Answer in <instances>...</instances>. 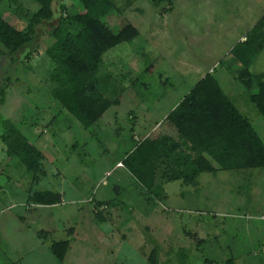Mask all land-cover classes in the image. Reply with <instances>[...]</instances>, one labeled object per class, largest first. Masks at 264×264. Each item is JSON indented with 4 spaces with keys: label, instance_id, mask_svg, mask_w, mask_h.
<instances>
[{
    "label": "rangeland",
    "instance_id": "374dc122",
    "mask_svg": "<svg viewBox=\"0 0 264 264\" xmlns=\"http://www.w3.org/2000/svg\"><path fill=\"white\" fill-rule=\"evenodd\" d=\"M60 3L72 10L70 0H57L54 19L16 53L0 45V119L14 122L44 156V176L31 183L0 141V264H264V168L201 174L193 188L168 183L159 165L148 192L121 163L143 139H177L164 119L207 73L264 143V120L234 79L239 65L229 54L264 16V0H114L104 24L112 32L130 24L139 34L103 55L98 88L117 104L88 130L50 94L44 50ZM36 8L0 0V16L17 29L26 24L18 11ZM249 71L264 74V48ZM44 190L61 202H27ZM61 241L69 246L60 262L50 246Z\"/></svg>",
    "mask_w": 264,
    "mask_h": 264
},
{
    "label": "trees",
    "instance_id": "16d2710c",
    "mask_svg": "<svg viewBox=\"0 0 264 264\" xmlns=\"http://www.w3.org/2000/svg\"><path fill=\"white\" fill-rule=\"evenodd\" d=\"M30 1L36 9L18 11L26 23L23 29H17L0 16V45L9 55L32 40L38 25L55 17L57 0ZM70 1L72 10L60 3L57 24L48 32L52 44L44 51L52 64L49 74L54 85L50 92L52 98L88 130L117 104L106 100L98 88L96 74L103 55L117 45L133 41L139 33L130 24L116 32L104 24L102 19L115 10L114 0ZM263 48L264 16L229 54L232 62L239 65L234 79L250 93L249 101L264 120V74L255 75L249 71ZM252 90L255 92L251 93ZM5 97L6 88H2L0 105H4ZM164 121L174 129L177 139L159 134L143 139L133 145L121 162L148 192L155 188L159 165L168 183L181 181L193 188L198 187L201 174L264 168V143L210 73L193 85ZM0 141L6 158L17 159L29 174L31 183L44 176L42 152L8 118L0 119ZM30 194L27 202L36 205L53 206L61 202L58 192L44 190ZM97 219L104 222L101 216ZM68 246V241H61L52 243L50 249L61 262ZM225 264H235V260L229 258Z\"/></svg>",
    "mask_w": 264,
    "mask_h": 264
},
{
    "label": "crops",
    "instance_id": "0c3cea01",
    "mask_svg": "<svg viewBox=\"0 0 264 264\" xmlns=\"http://www.w3.org/2000/svg\"><path fill=\"white\" fill-rule=\"evenodd\" d=\"M245 36L240 38V42L244 41Z\"/></svg>",
    "mask_w": 264,
    "mask_h": 264
},
{
    "label": "built area",
    "instance_id": "2783aa9c",
    "mask_svg": "<svg viewBox=\"0 0 264 264\" xmlns=\"http://www.w3.org/2000/svg\"><path fill=\"white\" fill-rule=\"evenodd\" d=\"M120 166H122V165L120 164Z\"/></svg>",
    "mask_w": 264,
    "mask_h": 264
}]
</instances>
